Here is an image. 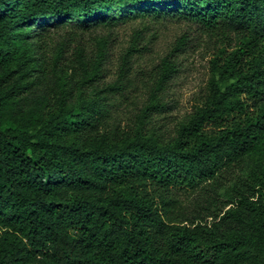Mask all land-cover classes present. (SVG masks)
Instances as JSON below:
<instances>
[{
	"label": "trees",
	"instance_id": "16d2710c",
	"mask_svg": "<svg viewBox=\"0 0 264 264\" xmlns=\"http://www.w3.org/2000/svg\"><path fill=\"white\" fill-rule=\"evenodd\" d=\"M163 17L205 38L208 77L161 138L144 118L188 34L146 67L145 24L112 49ZM0 264H264V0H0Z\"/></svg>",
	"mask_w": 264,
	"mask_h": 264
},
{
	"label": "rangeland",
	"instance_id": "374dc122",
	"mask_svg": "<svg viewBox=\"0 0 264 264\" xmlns=\"http://www.w3.org/2000/svg\"><path fill=\"white\" fill-rule=\"evenodd\" d=\"M145 6H149L148 3ZM178 5H174L168 11L172 12ZM126 7H114L112 13L126 10ZM74 17L69 22L74 23ZM144 22V23H143ZM143 41L150 46L148 53L135 58V66H148L156 63L161 56L168 53L176 39L183 33H187L189 41L183 51L176 54L179 67L175 75L168 81L160 92V98L165 106L158 111H150L144 118L143 128L148 134L164 138L174 132L175 127L184 119L191 110L193 103L199 97L205 87L208 77L207 57L208 48L206 40L199 35L194 27L187 23L163 17V19H145L128 21L114 29L115 42L112 53L117 55L129 42L134 28L142 27ZM115 66L109 67V79L114 77ZM146 87L137 80L116 97L111 105V120L121 126L132 125L137 122L140 108L145 104L147 98ZM245 166V165H244Z\"/></svg>",
	"mask_w": 264,
	"mask_h": 264
}]
</instances>
